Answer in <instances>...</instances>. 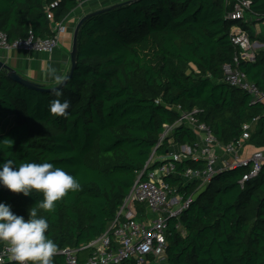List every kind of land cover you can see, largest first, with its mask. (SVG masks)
Wrapping results in <instances>:
<instances>
[{
	"label": "trees",
	"instance_id": "trees-1",
	"mask_svg": "<svg viewBox=\"0 0 264 264\" xmlns=\"http://www.w3.org/2000/svg\"><path fill=\"white\" fill-rule=\"evenodd\" d=\"M249 1L243 19L229 17L231 0H135L92 15L79 32L75 68L55 90L29 88L1 69L0 118L5 114L4 122H12L6 129L0 123V163L49 162L72 174L81 189L57 201L51 212L36 207L43 199L37 192L26 197L0 186V202L26 219L36 208L49 222L46 235L57 252L79 248L106 231L153 153L167 154L171 142L198 141L186 123H178L180 112L197 109L195 117L222 144L237 142L243 125L258 117L248 142L264 148V103L224 80V66L237 52L234 26L264 43V32L252 27L264 23V0ZM79 4L0 0V31L10 41L26 38L30 30L52 37L54 23ZM238 67L264 91V48ZM53 99L71 102L67 118L49 112ZM204 165L182 161L170 179L195 198L179 220L169 222L161 264H264V166L245 183L250 167L222 172L205 187L182 183V171ZM87 254L80 250L79 257ZM63 260L56 254L53 263Z\"/></svg>",
	"mask_w": 264,
	"mask_h": 264
},
{
	"label": "built area",
	"instance_id": "built-area-1",
	"mask_svg": "<svg viewBox=\"0 0 264 264\" xmlns=\"http://www.w3.org/2000/svg\"><path fill=\"white\" fill-rule=\"evenodd\" d=\"M78 1L82 4L101 0ZM231 1L234 9L229 17L243 19L250 1ZM56 5L57 2L51 4V7ZM53 31L52 37L40 38L30 30L26 38L14 41L8 39L7 33L0 31V47L9 51L21 49L53 52L59 46L61 36L66 33L67 25L63 21L55 22ZM233 33L232 41L237 52L233 62L224 66V80L231 86L247 91L253 102L264 103V91L250 81L246 73L238 67L242 60H255L254 44L249 34L240 27L234 26ZM196 112L197 109L180 112L178 123H186L197 134L198 141L194 145L171 142L167 154L158 156L153 153L143 170L138 173L135 183L106 231L79 248L59 250L56 254L62 255L64 260L62 263L53 264H159L165 258L168 246L169 222L172 219L179 220L195 198L194 194L187 195L180 185L170 180L178 174V164L182 161H205L202 168H189L181 172L182 183L195 181L201 187H205L216 175L237 167H250L241 183L260 174L264 166V148L244 154L245 144L249 143L258 117L243 125V134L237 142L222 144L211 127L195 117ZM172 128L173 126L166 128L162 140ZM156 161L161 163L155 165ZM176 227L182 229L181 223L178 222ZM80 250H88L85 258L79 257ZM0 264H14L9 246L5 242H0Z\"/></svg>",
	"mask_w": 264,
	"mask_h": 264
},
{
	"label": "clouds",
	"instance_id": "clouds-1",
	"mask_svg": "<svg viewBox=\"0 0 264 264\" xmlns=\"http://www.w3.org/2000/svg\"><path fill=\"white\" fill-rule=\"evenodd\" d=\"M49 76L56 83H61V77L51 71ZM56 95L60 93L57 91ZM71 102L67 99H53L48 110L52 115L67 118ZM0 186L13 193L24 196L33 192L42 193L43 199L36 207L51 212L56 202L69 192L79 191L81 184L70 173L52 163L26 162L18 166L11 159L0 163ZM46 217L38 215L36 208L28 210V218L17 215L12 206L0 202V242L9 246L14 264H53L58 245L46 233L49 230Z\"/></svg>",
	"mask_w": 264,
	"mask_h": 264
},
{
	"label": "crops",
	"instance_id": "crops-1",
	"mask_svg": "<svg viewBox=\"0 0 264 264\" xmlns=\"http://www.w3.org/2000/svg\"><path fill=\"white\" fill-rule=\"evenodd\" d=\"M115 1L119 0H101L100 2H84L79 4L63 20L67 25V31L61 36L59 46L53 52H31L21 49H12L9 51L0 47V60L5 62L11 69L15 70L25 79L41 83L46 87H55L60 83H56L49 76V73L54 70L61 77V82L69 74L71 70L70 53L73 45V35L80 19L90 13L94 8L101 9L110 6ZM256 25L254 24L252 26L255 27ZM256 27L258 28L260 25ZM255 30L257 34L262 33V30H259V28H255ZM251 40L254 44V55L256 58V53L264 48V43L257 38H252ZM256 149L257 147L253 144L246 143L244 154H251Z\"/></svg>",
	"mask_w": 264,
	"mask_h": 264
},
{
	"label": "water",
	"instance_id": "water-1",
	"mask_svg": "<svg viewBox=\"0 0 264 264\" xmlns=\"http://www.w3.org/2000/svg\"><path fill=\"white\" fill-rule=\"evenodd\" d=\"M133 1H135V0H124V1H121L118 3H115V4L110 5L108 7L98 9L92 13H88L80 19V21H79V23L76 26V29L74 31V35H73V45H72V50L70 53L71 70H70L69 74L67 75V77L60 84L56 85L55 87L47 88L45 85H43L41 83H37V82L30 81L28 79L23 78L21 75H19L15 70L11 69L2 60H0V69H3V68L8 69L9 70V76L12 79H14L15 81H18V82H20V83L24 84L25 86L32 88V89L43 91V90H55V89L60 88L66 82L67 78L72 74V72L75 68V64H76L77 59H78V36H79V32H80V29H81L84 21L92 15L99 14V13H102V12L107 11V10H111L114 8L121 7L125 4L132 3Z\"/></svg>",
	"mask_w": 264,
	"mask_h": 264
},
{
	"label": "rangeland",
	"instance_id": "rangeland-1",
	"mask_svg": "<svg viewBox=\"0 0 264 264\" xmlns=\"http://www.w3.org/2000/svg\"><path fill=\"white\" fill-rule=\"evenodd\" d=\"M252 25L254 26V24H252ZM257 25H260V27H258L259 30H262V32H264V23H263V22H262V23H258ZM257 25H256V26H257ZM253 26H252V27H253ZM256 26H255L254 28L258 29ZM4 116H6V115L4 114L3 116H1V118H0V123H2L1 126H3V128L6 129L7 126L12 122V120H11V119H7V121L4 122ZM3 122H4V123H3ZM163 260H164V258L161 259V261L159 262V264L163 263V262H162Z\"/></svg>",
	"mask_w": 264,
	"mask_h": 264
}]
</instances>
